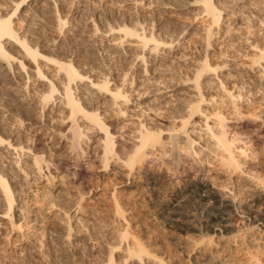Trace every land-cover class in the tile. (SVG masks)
Returning a JSON list of instances; mask_svg holds the SVG:
<instances>
[{
    "label": "rangeland",
    "instance_id": "1",
    "mask_svg": "<svg viewBox=\"0 0 264 264\" xmlns=\"http://www.w3.org/2000/svg\"><path fill=\"white\" fill-rule=\"evenodd\" d=\"M3 1L7 0H1L2 4ZM88 1L84 0L85 5L79 8L85 11L82 19L84 16L93 17L97 21L101 17L98 19L100 28H104L106 23L112 26L121 22L131 26L139 24L149 32L153 30L158 38L173 45V48L169 45L165 46L158 52L160 56L158 53L146 56L147 68L150 71L148 75L141 72L142 64L135 61L137 52L127 45L128 42L118 49L119 52L109 44L111 38L102 34L92 36L87 31L83 36L87 37L79 43L76 52L66 48L63 54L58 55L61 59L73 58L74 62L78 63L76 66L80 73L87 74L92 80H102L107 75L111 80L110 88L120 86L128 91L130 99L128 109L126 115L120 114V116L108 95L88 88L89 80L79 83L73 89L76 95L82 97V103L88 111H98L106 122L111 123V131L116 133L117 156L122 160L127 158V153L137 143V129L141 124L144 123L143 126L154 129L162 128V136L166 137L170 128L182 125L181 121L185 116L186 120H189L186 129L190 137L196 141L194 147L199 154L192 155L188 148L186 150V147H183L184 143H181L178 149H182L181 152L176 150L180 153L178 155H181L178 158L180 160L178 166L171 163L172 155L176 154L172 150L167 156L164 155L161 166L155 164V158H158L157 152L156 154L152 152L153 155L145 161L146 165H135L128 179L127 167L121 159L112 158L108 168H102L100 163L103 132H98L79 116L82 121L80 123L91 137L88 139L83 136L80 140L83 144L82 149L71 150L67 140L71 120L66 119L68 110L62 106L63 104L61 105L63 101L58 99L54 101V105L51 103L45 105L41 98L43 93L48 91V79L41 81L34 77L35 65L25 60L27 72L31 75L27 83L24 73L19 69L16 70L17 64L14 65L12 76L11 72L10 75L8 72L6 77L0 78V133L8 137L14 145L30 148L24 150V156L22 155L19 161L23 165L26 162L27 165L29 164L30 159L27 157H31L35 151H42L44 155L39 154L53 163L48 167L49 170L45 169L43 173H53L55 177L47 180V177H43V173L37 175L33 167L30 168L28 165V171L31 170L28 172L29 175L25 174L21 177L23 179L19 181L21 184L18 183L16 186L12 222L8 216L3 217V205L0 203V264H107L113 245L115 247L112 250L115 262L113 264H123L121 262L125 261L126 245L124 242L118 244L120 241L118 237L126 229L129 232V241L132 242L134 239L131 238H136L147 247L152 256H156V259L152 256L146 257L145 264H159V258L166 264H196L193 260L202 259L203 252L211 256L215 255L213 251L218 244L226 248L231 245L226 231L222 236L217 231H209L212 229L208 228L211 218L217 214L212 209L214 203L218 201L219 205L232 204L231 211L235 209L239 211L243 204L258 211L264 210V205L259 206L261 202L264 203V186L259 180L252 178L256 171H252L250 167L254 162L261 161V165L264 164V124L261 125L260 120L257 121L262 126L259 129L258 123L254 124L247 114L240 120L227 92L217 85V78H213L218 74L227 90L234 95L241 93V100H238L239 105L242 106H239L241 111L243 109L244 112L247 111L249 106L253 108L259 106L258 113L263 111V92L261 93L262 90L258 88L264 84V76L262 72L260 73L261 67L252 66L250 59L258 53L255 45L259 46L262 43L264 31L263 23L259 25V20L252 18L251 15L254 13L259 17L264 14V0H250L252 4L244 9L238 8L249 2L244 1L245 4L241 3V5L235 2L228 3L230 5L228 12L239 11L238 15H229V13L222 15L224 18L222 25L212 28L215 34L208 48L205 35L210 19L204 15L194 18L201 13L199 7L178 9L174 0L157 2L139 0L137 7L131 8L125 2L127 0L122 4L117 3L119 0H102V3L97 5L99 14L101 13L98 17L87 8ZM167 1L173 2L174 5H169L168 9H165L164 4ZM176 2L179 3L181 0ZM260 3L263 5L261 6ZM61 6L62 15L69 14L70 25L78 22L76 15L79 12L73 14L69 6ZM47 22L45 31L40 30V34L39 32L37 35L34 34L36 37L28 35L45 52H47L45 45L59 36L58 33L50 30L52 23ZM103 23L104 25H101ZM20 25L23 24L17 26ZM26 28L27 26L23 25L19 30ZM69 29L68 27L67 30ZM8 47L16 53V56L21 55L15 47ZM206 56L213 65L218 63L221 67L225 66L220 67L216 74L208 73L200 78L205 95V101L200 105L201 109L204 113L213 114L220 110L228 119L226 123H228L227 127H230L228 129L230 135L237 134L242 144L249 139L250 142L252 141L250 150L239 157L243 167L235 173L229 174L223 169L218 163V158L216 159L212 153L215 147L209 140L210 133L207 134L203 126L205 115L196 113L191 119L188 118L190 111L186 106L195 101L197 93L193 87V77L199 62ZM39 61L42 70L61 89L62 76L55 74V67L45 64L41 59ZM148 79L153 83H146ZM165 84L175 85L164 90ZM26 85H30V88L28 87L24 96L23 90ZM19 92L23 95H15ZM57 97H59L58 92L54 93V99ZM87 127L92 129L88 130ZM254 128L257 130L255 131ZM230 135L228 134L229 137ZM178 137H180L177 139L178 142H183L186 138L185 134H180ZM242 144L237 145L242 146ZM168 146L170 148V145ZM11 148L6 149L10 154H4L8 161L0 162L1 165L4 166L5 163L8 167L11 162L13 164V160L15 162L16 158L11 156ZM252 150L257 152L256 160H253ZM259 174H261L260 180L264 183V169ZM179 175L182 179L177 178ZM155 178L157 181L153 182ZM90 190L92 192L89 194ZM210 193L215 194L214 198L217 201L212 199L207 202L204 199ZM177 195L181 196V199L176 197ZM50 199L54 200L51 206L47 201ZM115 200L119 203L116 204ZM187 201L193 203L186 205ZM77 205L79 210L74 211ZM116 207L122 208L123 213L118 214ZM223 210L225 213L230 212L229 209ZM244 217H240L242 220L235 224V229L247 227L245 224H249V221ZM67 227L71 229L70 236L67 235ZM207 234L213 237L212 244L207 242ZM249 234L260 235L264 242L262 226L250 230ZM200 238H205L204 242H201ZM128 259L126 261L130 264L140 263L137 259Z\"/></svg>",
    "mask_w": 264,
    "mask_h": 264
},
{
    "label": "bare ground",
    "instance_id": "2",
    "mask_svg": "<svg viewBox=\"0 0 264 264\" xmlns=\"http://www.w3.org/2000/svg\"><path fill=\"white\" fill-rule=\"evenodd\" d=\"M124 1L125 0H119L117 3L122 4V3H124ZM155 1L157 2L158 0H155ZM176 1H178V0H176ZM176 1L174 0V3L177 4V5L176 4L175 5L178 7V9H181V8L185 9L186 7H187V9L192 8V7L201 8V11H200L201 13L194 16L195 19L198 17V15H204L207 17V19L208 18L210 19V22L208 23L209 25L206 29L207 32L205 35V39L207 41V45H206L207 48L209 46H211L209 42L212 39L213 35L215 34V33H213L212 28L213 27L218 28L219 25H222L221 23H222V20L224 19L222 15L229 13L228 10H230L229 9L230 5H228V3L235 2V3H238L239 5H241V3H244V1L246 3L249 2L246 5L239 6L238 9H240V8L244 9V8L248 7V5H250V3H251L250 0H181V2H179V3ZM0 2H1V0H0ZM125 2L132 8V6H136V4H138L139 0H127ZM100 3H102V0H89L86 3V5L89 6L87 8L91 12L96 13V16L98 15V17H99V16H101L100 15L101 13L99 14V9H98L97 5H99ZM174 3L167 1L164 4V5H166V6H164L165 9H168L167 7H169V5L173 6ZM61 5L69 6L70 11H72L73 14L74 13L76 14L77 12H79V14L81 13V15H79V14L76 15L77 16L76 18H78V22L70 25V23H69L70 20H68L69 14H66L64 16L62 15L61 8H60V7H62ZM84 5H85L84 0H7L6 2L3 1V4L1 2L0 3V78L7 75L8 72H9V75L11 72V76H12V69H15L13 66L17 64L16 70L19 69L21 72H23L24 77H26V81H27L31 78V75L27 72L28 67L25 64V60H27V61H29V63L35 65V68L33 70V76L39 80L41 79V81L43 79H48V91L43 93L41 101L43 100L44 104L45 103L46 104L51 103L54 105L55 104L54 101L59 99V100L63 101V103H61L59 101L61 103V105L63 104L62 106H64L68 110L66 119L71 120L70 121L71 126L69 127L70 133L67 137L68 138L67 140H69V144L71 147L70 149L71 150L73 149L75 151H77L76 149H82L83 144L80 143V140L82 139V137L86 136V137H88V139H90V137H91V136H88L89 133H87V131H85L86 128L85 129L83 128L84 125L80 123L82 121H80L81 119H79V116H81L82 120H84L90 126H93V128H95V130H97L98 132L99 131L103 132V134H104V137L102 138L103 143L101 142V144H102V148H101V152H102L101 153V157H102L101 159L102 160L101 161L102 162L100 164H101L102 168H108L110 160L112 158L116 157V158L122 160V158L117 156L118 154L115 150V144L117 142L116 136H115L116 133H112V131H111L112 125H110L111 123L106 122L105 119L101 116V114H99L98 111L90 112L87 110V107L84 106L82 103L83 102L82 97L76 95L73 92L74 91L73 89H75L76 88L75 86H77L79 83H82L83 81L89 80L88 81L89 83L87 84L88 88L90 87L91 89H95V90L99 91L100 94L102 92H104L106 95H108L109 100L112 101L113 105L116 108L115 111L118 113V115H120V114L126 115L125 112H127L126 111L128 109L127 106H128L129 101H130L129 93L127 90H124L123 87H120V86L119 87L115 86L116 88L111 87L112 88L111 89L110 88L111 80L107 77V75L105 78H102V80H97V81H94V79L92 80L87 74L84 75V74L80 73L78 66H76V64H78V63H75L73 58L61 59L58 57V55L63 54V52L66 48L69 49L71 52H74V51L76 52L78 50L79 43L83 42L85 40L83 38L87 37V36L83 37L84 35H86L84 33H86L87 31L92 36L93 35L95 36L96 34H100V35L102 34L105 37L111 38L110 40L108 39L110 41L109 44L114 49H117V50L119 48L121 49L122 46L124 45V43L128 42L127 45L129 47H131L132 49H135V51L137 52V56H136L137 58L135 59V61L140 62L142 64L141 72L144 75H148L150 71H148V68H147L148 62H147L146 56H150L151 54L156 55L158 52L163 50V48L165 46L169 45L170 48L171 47L173 48V45L171 43L168 44V43L164 42L163 40H161L162 38L161 39L158 38L156 32H153V30H151L149 32L148 30H146L143 26H141L139 24L138 25L135 24V26L134 25L131 26L130 24H126V23L121 22L120 24L117 23V25L112 26V25H109V23L108 24L106 23L105 27L103 26L104 28H100L98 25V19L101 17H99L97 19V21L93 17H85L84 16V18L82 19V16L85 13V11L80 10L79 8L84 6ZM260 5H261V3H260ZM253 6H255V4ZM238 12L239 11L235 12V11L231 10L229 15H232V14L236 15ZM71 16H72V14H71ZM251 16H252V18H257V20H259V25H260V23H263V25H264V14L263 13L259 17H257V15H255L254 13ZM47 18L50 20H47ZM247 20H249V19H247ZM250 20H252V19H250ZM47 21L52 23L50 30L58 33L59 36H58V38H54L50 42H48L49 43V44L47 43L48 45L44 44L45 46H47V52H45L44 50L40 49L38 47V44L34 43L33 38H31V37L29 38L28 35H33V37H34L35 35H37V33L40 30L45 31V29L47 28L46 27ZM71 23H73V22H71ZM134 23H136V22H134ZM19 24L26 25L27 28L24 30H19L21 28V26H23V25H20V27H18L17 25H19ZM101 25H104V23ZM68 27L70 28L69 30H67ZM84 27H86V29ZM75 32H77V33H75ZM39 34H40V32H39ZM254 34H256V33L254 32ZM87 35H88V33H87ZM100 35H98V36H100ZM181 35H182V33H181ZM250 35H252V34H250ZM244 36H245V34H244ZM105 37H103V38H105ZM261 40H263V41L261 44H259V46L255 45V48L258 51V53H255V55L252 56L250 60H251L252 66L253 65H259V67H261L260 73L262 72V75L264 76V31H263V39H261ZM42 45H43V43H42ZM8 46L15 47L17 49L16 51H19V53L21 55L16 56V53H14V51L12 52V49ZM133 53H135V52H133ZM159 54L160 53H158V55ZM207 57L208 56H206L204 59L201 60V62H199V67H197V70L195 69L196 70L195 76L193 75L194 76L193 77V82H194L193 87L197 93H196L195 101L191 102L190 104H188V106H186L188 108V110L190 111L188 118L191 119V117L196 113H201L202 115L203 114L205 115L203 126H204L207 134L210 133V136H209L210 139L209 140H211L212 145L215 147V149L213 150L212 153L214 154L216 159L218 158L217 159L219 161L218 163H220V165L223 169H226V171L229 174L233 173V172L235 173L237 170H239V169H241V167H243L242 166L243 164L241 163V159L239 157L241 155L243 156L244 154H246L245 152H247V150H250L249 146L251 145L252 141L250 142V139H249V140H246V142H243V144H242V143H240L241 139L238 137L237 134L232 135V133H231V135H230V132H229L230 130L228 131V129L230 127L228 128L227 127L228 123H226L227 118L224 116V113L222 114L220 112V110L219 111L215 110L216 112L214 114L211 112H210L211 113L210 114V113H206V112L204 113L203 110L201 109L200 105L202 102L205 101V97H204L205 95L203 94V90H204L202 88L203 83L202 84L200 83V78L207 75L208 73H211L212 75L216 74L217 70H219L221 67L220 65H218V63H216L217 65H215V64L213 65ZM40 59L43 62H45V64L50 65V66H54L55 67V70H54L55 74H57V75L59 74L58 76H60V75L62 76L61 77L62 78L61 89L59 87H57L55 85L54 81L52 80V78H49L46 75V73L42 70V65H40V61H39ZM223 67H221V68H223ZM13 74L15 76V73H13ZM125 76H126V74H125ZM215 76L216 77H213V78H215V79L217 78L216 79V80H218L217 85H219V87L221 89H223L227 92L228 97L231 100V104L233 105L235 111L238 113L237 117L240 120L243 117H246L245 115L247 114L248 118H250V120L254 121V124L259 120H260V124L261 123L264 124V109H263V111H260L258 113L257 107H259V106H257L256 108H253L252 106H251L252 107L251 108L249 106L250 108L248 107L247 111L244 112L243 111L244 109L241 111L240 107H239V106H241V105H239L240 101L238 102L239 99L241 100V98H240L241 93L234 95L233 93H231V91L227 90V87L225 88V85H224L225 83H223V81H221L220 76L218 74H216ZM131 79L133 80V78H131ZM190 80H192V78ZM150 81L151 80L148 79L146 81V83L152 84L153 82H150ZM185 82L187 83L186 80H185ZM27 83H28V81H27ZM263 83H264V81H263ZM206 84H207V82H206ZM172 85H175V84H171V85L165 84L164 90L165 89L168 90L169 88L172 87ZM29 86L26 85L24 87V90H23L24 93L26 92V90H28ZM259 89H260V91L262 90L261 93L263 92V94H262L263 98H262V95H260V96H261V98L263 100V104H264V84L259 86L258 90ZM22 92H19L17 94L14 93V94L22 96L23 95ZM56 92H58L59 97L54 99V93H56ZM256 93H257V87H256ZM25 95H26V93L24 94V96ZM24 96H23V98H25ZM23 98H22V100H23ZM25 100H26V98H25ZM138 100H139V98H138ZM23 102H25V101L23 100ZM188 110H186V111H188ZM186 119L187 118L185 116L183 118V120L181 121L182 125L176 126L175 128H170L168 130V135L166 137L162 136V133H163L162 128H160V129L155 128L154 129V128H150L147 126H143L144 123L143 124L140 123L141 127L139 126L138 127L139 129H137L138 130V133H137L138 135L136 136L137 143H135L132 150L129 149L130 151L127 153V158L125 160H122L125 162L124 165L127 167V170H128L127 171L128 172L127 179H128V176L131 175V172L134 170V166L139 165V164L141 166H144V164L146 163L145 162L146 159L148 157H150L151 155H153L152 152H154L155 154L157 152L158 156L156 155V157H158V158H155L156 159L155 164H157V165H161L163 163L164 159L162 160V158L165 157L164 155L167 156V154L170 153L171 150H172V152L174 151V153H176V154L173 153L174 156L171 153V155L173 157V160L171 161V163L173 165H177L178 162L180 161L178 158L181 155L179 156L178 154H180V153H177L176 150L180 149L179 145L181 146L182 145L181 143H184L185 146H183V147L184 148L186 147V150L188 148L189 152L192 155L199 154V153H197V150L194 147L196 144V141L190 137V135L188 134V131L186 129L187 124L189 122V120H186ZM258 125H259V123H258ZM261 127L262 126H260L258 128L260 129ZM89 129L91 130L92 128L89 127L88 130ZM256 130H257V128L255 129V131ZM252 131H253V129H252ZM164 132H165V130H164ZM180 134H185L186 138H185V140H183V142L182 141L178 142L179 140L177 141L178 138L180 139V137H178ZM228 134L231 137H229ZM2 135L3 134L0 133V162L2 163V162H5V160H7L6 159L7 156L5 157L4 154H10V152L8 153V151H6V149H10L11 147H12L11 148V150H12L11 156L16 158L15 162L13 160V164H11L12 163L11 162L10 163L11 165L9 164L8 167H6L7 165L5 163H4V166L6 165L5 167L0 164V203L3 205L2 215H3V217L8 216L12 222L13 221L12 220V215H13L12 211H13V207L15 208L14 203L16 202V200H15L16 186L18 183L21 182L20 180H23V179H21V177H23L25 174L29 175L28 172L31 171V170L28 171L29 167L30 168L33 167L34 172H36L37 175L38 174L40 175L43 173V171L45 169L49 170L48 167H50V165H52L53 163L50 160L48 162L47 159H45L42 156V155H44L42 151L41 152L35 151L31 157L30 156L27 157L28 159H30L29 164H28L29 167L27 165V162H26V164L24 163V165L21 164L19 161L23 155L24 150L25 151L30 150V148L27 147V149H26V148H22V146L14 145L13 143H11V141L9 140L8 137H4V135L3 136ZM238 143L242 144V146L237 145ZM4 144H5V146H4ZM168 145H170V148H168L169 147ZM212 145H210V147ZM210 149L212 150L213 148H210ZM181 150H178V152L179 151L181 152ZM39 153H42V155ZM251 153H252L253 160H256L255 159V155L257 153L256 150H252ZM171 155H170V157H171ZM186 156L188 157V155H186ZM263 162H264V160H263ZM244 165H245V163H244ZM263 166H264V164H263ZM263 166L261 165V161L256 162V163L254 162L250 165L251 170L256 171V174H253V175L251 174L252 178L259 180L260 183H262V185L264 186L263 181L260 180L261 174H259V172L261 173V170L264 169ZM221 167H220V169H221ZM262 167H263V169H262ZM183 172H185V171H183ZM43 177L44 178L47 177L48 178L47 180H49L50 178H52V177L54 178L55 176H53V173L50 174V173L46 172L45 174L43 173ZM156 178L153 182L157 181ZM177 178L182 179V176L179 175ZM19 185H18V187H19ZM91 192H92V190H90L89 194ZM43 197H45V196H43ZM176 197L181 199V196L177 195ZM214 197H215V194L210 193L204 199L207 202H209V201H212V199H215ZM261 199H258V200H261ZM50 200H47V201H49L50 206H51L53 204L54 200L52 199L53 201L51 200V202H50ZM185 200H186V198H185ZM116 201L117 200H115V202ZM191 202L187 201L186 205L187 204L191 205L190 204ZM49 203H48V205H49ZM118 203L116 202V204H118ZM216 203H214L215 205H213L214 207L212 209L215 210L217 214H215L211 218V221L208 225V228H212V229H209V231H211V230H213L214 232L217 231V232H219L220 236H222V234L226 231L227 235H229V242L231 243V245L227 246V248H226V246L225 247L219 246V244L217 245V243H216V245H217L216 250L213 251L215 253V255L212 254L211 256H209V254H205L203 252L202 253L203 258L200 259L199 261H198V259L195 258V260H193V263H196V264H264V242H263V238H261L260 235L259 236L253 235L254 233L249 234L250 230L254 229L255 227H259V225L264 228V217H263L264 216V210L258 211V210L251 208L249 205H246V204L242 205L241 204L242 205V206L240 205L241 209H239V211L237 210L239 212L238 213L236 211V209H235V211L230 210L231 208L233 209L232 204L230 205V204L222 203L221 205H219L218 201ZM55 204H58V203L55 202ZM189 205L187 207H189ZM260 205H264V203L261 202V204H259V206ZM78 207H79V205H77V207L75 208L74 211L79 210ZM224 208L229 209L230 212L225 213V210H223ZM123 211L124 210H122V208H117L116 212L118 214H122ZM28 214H29V212H28ZM241 215L245 216L244 218L247 221H249L248 222L249 224H245V226H247L245 229L242 227L235 229L234 228L235 224L238 221L242 220L240 217L243 218V216H241ZM182 216H184V215H182ZM69 219H71V218H69ZM245 219H243V220H245ZM77 221H79V220H77ZM67 222H69V220H67ZM67 229H68L67 235L70 236L71 235L70 234L71 229L69 227H67ZM128 236H129V232L126 229L124 232L119 234L118 239L120 241L117 240V242L119 241L118 244H120V242H121V244H122V242H124L126 245L125 249H124L125 250V256H124L125 261L121 262V263H123V264L127 263L128 264L129 262H127L126 259L131 258L133 260L137 259V261L140 262L139 264H145L146 263L145 258L146 257L150 258L152 256L151 252L147 249V247L141 241L137 240L136 238H131V239H134V240H132V242L129 241ZM212 238L213 237L211 235L207 234L206 239H207V242L209 244H212ZM204 240H205V238H202L201 242H204ZM195 244H198V243H195ZM113 248H115L114 245L110 250V256H109V260H108L107 264L115 263L113 260V253H112ZM205 251H206V249H205ZM223 253H226V254H223ZM152 257L156 259V256H152ZM120 259H121V257H120ZM132 264H134V263H132ZM159 264H166V263L164 262L163 259L159 258Z\"/></svg>",
    "mask_w": 264,
    "mask_h": 264
}]
</instances>
